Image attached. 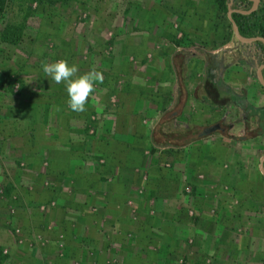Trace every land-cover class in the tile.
<instances>
[{
    "label": "rangeland",
    "instance_id": "rangeland-1",
    "mask_svg": "<svg viewBox=\"0 0 264 264\" xmlns=\"http://www.w3.org/2000/svg\"><path fill=\"white\" fill-rule=\"evenodd\" d=\"M225 2L226 11L218 10L215 0L5 1L0 11V264H264L259 168L264 131L243 141L215 133L153 151L135 144L131 148L140 159L133 167L108 162L123 146L109 141L114 135L126 141L130 132L111 121H123L135 92L147 91L141 95L149 99L159 92L153 63L140 75L134 72L143 57L154 59L160 39H177L179 34L161 35L163 26L211 29L214 44L233 41L238 51L227 55L224 69L243 66L238 92H249L248 101L264 107V86L256 76L264 45L239 43L228 17L233 6L252 7V1ZM192 44L195 51L199 46ZM62 59L77 66V76L102 73L83 113L71 111L64 84L42 72L44 64ZM202 82L196 88L202 91H191L195 112L166 123L165 131L198 125L189 121L195 120L233 122L237 127L228 131L247 134L243 111L215 105ZM128 89L124 97L116 94ZM139 116H131V122L142 127L153 122L152 115ZM246 126L252 135L264 129V118L255 113ZM115 169L122 183L123 170L132 171L131 193L116 194L110 208L86 206L97 205L94 200H104L106 193L93 176L75 179L74 174L88 170L111 177Z\"/></svg>",
    "mask_w": 264,
    "mask_h": 264
},
{
    "label": "crops",
    "instance_id": "crops-1",
    "mask_svg": "<svg viewBox=\"0 0 264 264\" xmlns=\"http://www.w3.org/2000/svg\"><path fill=\"white\" fill-rule=\"evenodd\" d=\"M197 21L200 22L203 20L197 19ZM161 30H162L161 35H169L170 33L171 34L175 33V34H179V35H182L183 33L184 34L181 37H178L179 35L178 36L176 35L177 39H175L174 42H173V40L171 42V41H167L166 39H163V38L160 39L159 43L156 45V46H158V49H157V52L155 53L154 59L151 60V59H148V57H143V60L140 61L141 63H143L142 66L140 65L141 67H140L139 71L137 70L134 72L135 74L137 73L140 75V70H142L143 67H144V71H146L147 70L146 67H148V65H150V63H153L152 64L153 67L150 71L151 72L153 71L155 76L158 77L159 81H161V82L160 83L158 82L159 86L157 85V89L154 90V91H159V92L156 95L151 96L150 99L147 98L146 96L141 95L143 93H145V95H147L146 94L147 91L135 92L136 94H135L134 98L133 99L129 98V100H128L129 104H128V107L125 109V110H128V113L125 111L127 114H125L126 117L123 119V121H121V119L119 117H118V119H116V121L118 120L119 124L114 122V121H111V122H113L114 126L119 127V128L124 127L125 130L130 131L126 135V139H125L126 141L117 140V137H115V135L109 141L110 142L109 144H111V145L112 144L115 145V143H119V142H120L119 144L123 145L122 148L117 149L118 154H116V155H115V153L113 154V155H115L114 157H112L111 155L109 156V153L107 152V155L111 158L110 160H108L109 164L115 163L116 166H119L120 168H124V166H126V165L128 166V163H130V166L133 167V165H135L134 162L137 161L138 158L140 159V156H138L136 153H134L132 151L131 146H133L135 144H139V145H144L145 147L151 148L150 132H151L153 124L158 120L159 116L165 110L171 108L173 106V104L175 103L176 91H177L178 87H177L176 75H175V72H174L173 67H172L173 59H181V58L183 59V64H184L183 84H184V90L186 91L185 104H184V107L182 109V112L174 120H178L180 117L184 116L185 114H187V116H188L189 113L192 114L193 112H195V111H193L194 106H192L193 96L191 95V91H202V90H200L202 88H198V89H196V88H197V82H202V80H204V77H205V65H204V53L205 52L211 53L214 56L215 62L217 63V70H216L217 78H220L221 80H225L223 82L226 83L227 85L230 84L229 87L233 91H235L236 93H239L238 88L240 86H243V84H242L243 79H242L241 75H239V74H241L239 72L243 73V71H242L243 66H240V67H237L236 65H234L233 67L231 66L229 68V72H228V70L224 69L226 67L225 59L228 56L230 57V55H232V54H236L238 51V47H237V45H235L233 43V41H230L228 39L225 42L214 44L212 42L211 29L207 33V32H205V29H203V30L198 29L197 31H194L191 29H189V30H183L182 29V31H180V30H176V29L173 30L171 28H166L163 26L161 28ZM149 36L151 37L150 34H149ZM234 38L236 39L235 35H234ZM200 39L205 40V41H203V43H201L200 41H198ZM145 42L146 41H143V43L146 46L147 44ZM238 42L243 44L240 41H238ZM143 43H142V45H143ZM192 43H195L196 46L197 45L199 46V47H197V49L195 51L193 50L195 46ZM128 44H129L128 48H131V43L128 42ZM145 49H146V47H145ZM169 52H171L170 55H169ZM177 52H180L182 54L181 58H180V55H176ZM247 60H250V59H247ZM115 61L116 60H114V62ZM114 62H113V64H114ZM119 62H122V60H120ZM119 62H117V63H119ZM262 70L263 69H261V71ZM239 76L241 77V79ZM256 76H257V74H256ZM165 78L167 79V82H165V80H164ZM259 83H260V81H259ZM200 84L202 86L205 85L203 82ZM261 85H263V84H261ZM204 88H205V86H204ZM127 91H130V89H128L126 91H117L116 94L119 93V95H123V97H124V96H126ZM239 94H244V93H239ZM248 94H249V92L244 94L247 101H248ZM140 96H142V97L140 98ZM95 103H97V102H95ZM93 106L97 107V104H94ZM253 106H255V105H253ZM116 110H118V109H116ZM140 113H141L142 117H144L143 116L144 114L148 115V116L152 115L153 122H151L149 124L147 123L145 125V127L144 126L142 127L137 121L131 122V120H132L131 116L132 117H134V116L140 117L139 116ZM189 121L194 122V124H198V125H207V124H203V123H197L195 120H189ZM213 123H215V122H213ZM187 124L188 123L181 124V126L187 127ZM209 124H211V123H209ZM164 125L162 127L163 130H165ZM229 125H230V127H229L230 130H233L237 127V125L233 122L229 123ZM240 131H242V130L239 129L237 131V133H231V131H228V133L230 135H233V136H241L242 133H238ZM214 134L215 133L210 134L209 136H206L204 138L210 137ZM204 138H201V139H204ZM122 140H124V139H122ZM240 141H243V140H240ZM127 142L129 143L128 145H127ZM192 142H194V141H192ZM192 142H190V143H192ZM112 158H114V159H112ZM115 170H116L115 171L116 174L114 173V176L112 174L111 177H108V175H110V174L104 175L102 173V174L97 175L94 172L90 174L88 170L87 171L80 170L77 174H74V175H77V176H75V179L77 177H79L80 175L81 176H84V175L93 176L95 178V181H98V183H99V185H98L99 187L97 185H95V186L98 189H100L101 191H104L106 193L104 200H101V201L100 200H94L95 203H97V205H95L93 202V203H87L86 206L93 207V206H99L100 205V206H102V208H110L112 206L111 203L115 201L116 194H118L120 192L131 193V191L129 190L132 187L131 177H128V176H130L132 174V171H129V173H127L126 170L125 171L123 170L122 173L123 174L125 173L126 176L124 178L122 176V178L124 179V181L122 183V182H120V180H117L120 178L121 175H120V173H117L118 172L117 169H115ZM120 171L121 170H119V172ZM101 176L107 177V180L102 179ZM86 187L88 188L89 185H86ZM79 188L82 189L83 187H79ZM87 190H89V189H87Z\"/></svg>",
    "mask_w": 264,
    "mask_h": 264
},
{
    "label": "trees",
    "instance_id": "trees-1",
    "mask_svg": "<svg viewBox=\"0 0 264 264\" xmlns=\"http://www.w3.org/2000/svg\"><path fill=\"white\" fill-rule=\"evenodd\" d=\"M6 0H0V11L2 10ZM237 1V0H234ZM240 1H250V0H240ZM215 3L220 11H226L225 0H215ZM250 7L238 8L234 7L230 11V16L235 22L238 32L244 37H256L261 36L264 38V0H259L255 10L249 13H242V11H248ZM258 46H263L261 41H256L254 43ZM176 55H180L177 52ZM204 65H205V77L204 83L207 85L208 97L215 102V105L226 106L234 105L243 111L244 116V130L247 134L241 136H233L228 133L229 124H224L221 121L216 123H211L207 125H189L183 128H176L170 131H165L162 129L165 123L173 121L177 118L184 107L186 91L184 90L183 84V71L184 64L183 59H173L172 67L176 75L177 81V91L176 100L173 106L165 110L158 118V120L153 124L150 132V142L151 151L155 148L162 147H181L189 144L192 141L204 138L213 133H219L225 137L233 138L236 140H246L252 138L264 131L261 128L259 131L252 135H248V123L249 117L257 113L260 117L264 118V107H256L251 105L244 94H239L233 91L229 85L224 83L220 78L216 76L217 63L215 62L214 56L211 53H204ZM264 73V68H263Z\"/></svg>",
    "mask_w": 264,
    "mask_h": 264
},
{
    "label": "clouds",
    "instance_id": "clouds-1",
    "mask_svg": "<svg viewBox=\"0 0 264 264\" xmlns=\"http://www.w3.org/2000/svg\"><path fill=\"white\" fill-rule=\"evenodd\" d=\"M42 72L57 84H64L67 93V107L76 113L86 111V103L95 85L103 82L102 73L90 71L77 76L78 68L67 60H58L52 64H44Z\"/></svg>",
    "mask_w": 264,
    "mask_h": 264
},
{
    "label": "water",
    "instance_id": "water-1",
    "mask_svg": "<svg viewBox=\"0 0 264 264\" xmlns=\"http://www.w3.org/2000/svg\"><path fill=\"white\" fill-rule=\"evenodd\" d=\"M250 1H252V7H250V9L248 11H242V13H249V12L256 9L259 0H250ZM228 17L232 23L233 32H234V35L238 41H240L242 43H255L256 41H261L262 44L264 45V38L261 36L244 37V36L240 35L235 22L233 21V19L230 16V11L228 12ZM263 68H264V64L260 65L256 71V74H257V78L260 81V83L264 85V78L261 75V69H263ZM259 168H260L262 175L264 176V157L260 158V160H259Z\"/></svg>",
    "mask_w": 264,
    "mask_h": 264
}]
</instances>
